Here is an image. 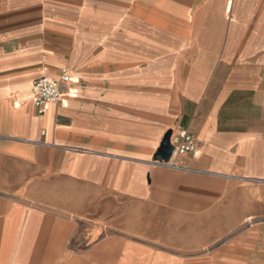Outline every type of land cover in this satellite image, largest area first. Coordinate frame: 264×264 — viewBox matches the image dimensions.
<instances>
[{
  "label": "crops",
  "instance_id": "obj_1",
  "mask_svg": "<svg viewBox=\"0 0 264 264\" xmlns=\"http://www.w3.org/2000/svg\"><path fill=\"white\" fill-rule=\"evenodd\" d=\"M0 264H264V0H0Z\"/></svg>",
  "mask_w": 264,
  "mask_h": 264
},
{
  "label": "built area",
  "instance_id": "obj_2",
  "mask_svg": "<svg viewBox=\"0 0 264 264\" xmlns=\"http://www.w3.org/2000/svg\"><path fill=\"white\" fill-rule=\"evenodd\" d=\"M70 81L69 74L64 71L60 79L43 76L33 82L34 102L40 115L45 113L49 101H62L61 83ZM171 143L174 148L173 154L193 152L197 147L195 138L186 132L171 137Z\"/></svg>",
  "mask_w": 264,
  "mask_h": 264
},
{
  "label": "water",
  "instance_id": "obj_3",
  "mask_svg": "<svg viewBox=\"0 0 264 264\" xmlns=\"http://www.w3.org/2000/svg\"><path fill=\"white\" fill-rule=\"evenodd\" d=\"M171 137H172V131H169L161 144V147L158 152V158L164 162V163H169L172 156H173V145L171 143Z\"/></svg>",
  "mask_w": 264,
  "mask_h": 264
},
{
  "label": "rangeland",
  "instance_id": "obj_4",
  "mask_svg": "<svg viewBox=\"0 0 264 264\" xmlns=\"http://www.w3.org/2000/svg\"><path fill=\"white\" fill-rule=\"evenodd\" d=\"M255 229L257 231L258 228H255ZM233 231H234L233 234H238L239 236L248 234V228H235Z\"/></svg>",
  "mask_w": 264,
  "mask_h": 264
}]
</instances>
